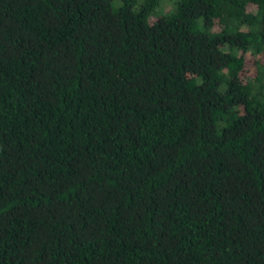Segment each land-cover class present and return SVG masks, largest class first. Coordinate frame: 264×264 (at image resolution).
<instances>
[{"label": "trees", "instance_id": "16d2710c", "mask_svg": "<svg viewBox=\"0 0 264 264\" xmlns=\"http://www.w3.org/2000/svg\"><path fill=\"white\" fill-rule=\"evenodd\" d=\"M0 264H264V0H0Z\"/></svg>", "mask_w": 264, "mask_h": 264}]
</instances>
